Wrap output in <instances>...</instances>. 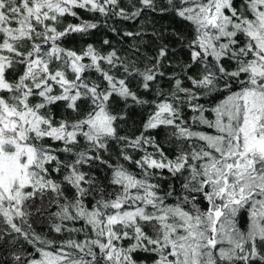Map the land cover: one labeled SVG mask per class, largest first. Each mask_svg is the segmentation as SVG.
<instances>
[{"label": "snow or ice", "instance_id": "6c2138e0", "mask_svg": "<svg viewBox=\"0 0 264 264\" xmlns=\"http://www.w3.org/2000/svg\"><path fill=\"white\" fill-rule=\"evenodd\" d=\"M0 264H264V0H0Z\"/></svg>", "mask_w": 264, "mask_h": 264}, {"label": "trees", "instance_id": "16d2710c", "mask_svg": "<svg viewBox=\"0 0 264 264\" xmlns=\"http://www.w3.org/2000/svg\"><path fill=\"white\" fill-rule=\"evenodd\" d=\"M71 46V45H70Z\"/></svg>", "mask_w": 264, "mask_h": 264}]
</instances>
